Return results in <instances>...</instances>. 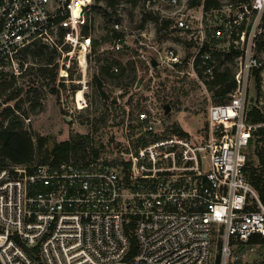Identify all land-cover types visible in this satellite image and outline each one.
Returning <instances> with one entry per match:
<instances>
[{"label":"built area","instance_id":"obj_1","mask_svg":"<svg viewBox=\"0 0 264 264\" xmlns=\"http://www.w3.org/2000/svg\"><path fill=\"white\" fill-rule=\"evenodd\" d=\"M117 1L113 9L107 0H0V70L10 68L22 77L26 49H54L60 59L50 66L57 65V82L82 85L68 95L83 109L87 72L107 49L108 30L116 33L112 50L128 41L119 15L123 0ZM156 1L165 7L159 15L155 9L150 13L197 43L187 63L198 78L215 71L208 33L233 39L241 55L232 99L211 102L206 136L196 139L165 129L166 116L154 107L135 116L127 110L120 122L125 137L108 161L89 155L53 167L0 156V264H264V254L258 261L243 259L246 249L261 245L252 240L264 238V203L246 173L247 149L258 128L247 119L246 84L260 69L264 87V0L238 3L234 13L233 4L225 5L219 10L225 12L222 24L213 29L203 9L196 16L186 2ZM252 13L256 17L247 32ZM106 16L113 18L111 27ZM101 31L105 35L98 37ZM133 34L141 46L139 58L150 67L177 69L185 62L181 47L159 43L151 29ZM70 73L82 77L72 80ZM2 96V107L31 121Z\"/></svg>","mask_w":264,"mask_h":264},{"label":"rangeland","instance_id":"obj_2","mask_svg":"<svg viewBox=\"0 0 264 264\" xmlns=\"http://www.w3.org/2000/svg\"><path fill=\"white\" fill-rule=\"evenodd\" d=\"M181 3L189 4L190 0H180ZM252 1V0H251ZM221 9L225 11V5L233 4V13L239 0H221ZM120 9V20L123 23L124 30L129 35L128 41L120 50H112L111 46L115 36H111L107 40V49L100 55H96L92 65L89 67L88 76V105L81 110L75 107L76 101L68 95L69 90L81 88V84L67 82H56L58 93L51 92V79L49 76L43 75L42 67L50 66V62L56 63L60 59V55L54 49L42 47L43 55L33 56L30 53H24L25 61L28 68L24 71L22 77L17 78V82L13 88L18 86L26 87L35 86L40 88L41 98L39 99V108L32 110L33 102L36 101L35 93H25L23 99L20 97L11 100L14 104L20 99L21 111L25 118H31L27 123L22 116L27 129L34 137L35 156L37 160L44 157L46 150L52 149L57 143L66 141L72 134L89 135L91 137V145L99 152L98 159L108 161L113 159L120 148L119 141L124 139V133L121 130V123L116 124L114 115H120L119 121L126 119V111L132 110L133 116L141 110L149 107L158 109L166 116L165 129L168 131L173 129V125L177 124L189 136L193 138L205 137L208 129V108L213 101L214 92L209 88L207 80L209 78H199L193 73L187 61L197 49V43L181 30L172 26L167 28L162 26V22H155L153 19L146 18L148 16L157 17L150 13L164 8L158 1L153 0H123ZM158 7L159 11L156 10ZM194 15H200L203 7H194ZM116 12V11H115ZM102 13L96 10V18L99 24H102ZM117 14V12H116ZM159 15V14H158ZM207 25L213 29L222 24L225 18V12H210L207 15ZM113 18L110 24L112 25ZM148 28L155 35V39L159 43L167 42L175 44L176 47L182 48V55L185 62L177 69L152 68L140 59L138 41L133 37V31ZM101 31L98 37H103ZM213 31L208 33L211 47L218 50H227L233 39L225 35L220 39L212 36ZM163 41V42H162ZM147 56H156L154 52L147 51ZM224 59V57H222ZM108 63L112 64V71L115 74L110 76L103 73V66ZM117 63H121L122 67ZM213 63L217 66L219 61L217 56L213 58ZM34 67V69L32 68ZM118 67V71L114 69ZM226 67L232 69L234 75L238 71L237 59L234 63L226 62L221 71ZM122 71V72H121ZM4 75H14L10 68L0 70ZM58 77V75H57ZM82 77V73H70V79L77 80ZM98 78L102 84V90L99 91L98 84L95 82ZM3 77L0 75V83ZM9 79V78H8ZM13 88L8 90L13 93ZM247 95L250 98L254 93L253 78L246 84ZM8 93V94H6ZM6 94L7 96H2ZM9 92H1L2 100H6ZM116 100V102H115ZM264 104V87L261 86L259 104ZM2 107V106H1ZM168 107V111L166 108ZM4 108V107H3ZM17 115V114H16ZM122 117L123 119L121 120ZM123 123V122H122ZM44 139V147H40V140ZM261 245H254L244 252L243 259L258 261L263 256L260 248ZM245 257V258H244Z\"/></svg>","mask_w":264,"mask_h":264},{"label":"trees","instance_id":"obj_3","mask_svg":"<svg viewBox=\"0 0 264 264\" xmlns=\"http://www.w3.org/2000/svg\"><path fill=\"white\" fill-rule=\"evenodd\" d=\"M108 4L115 9L118 1L117 0H107ZM134 1V0H133ZM240 3L249 4L251 0H239ZM190 7H203L206 13L218 12L222 7L221 0H190ZM107 17V16H106ZM146 18L153 19L155 22L159 21V17L148 16ZM112 21V16L107 17V23L110 25ZM162 26L167 28L170 26L169 21H163ZM111 36H116V33L110 28L106 35V39ZM236 37V36H235ZM260 42L258 43L257 51L260 53L261 48ZM205 47H209L208 44ZM206 48L204 49V51ZM212 59L217 56L219 64L215 66L214 75L207 80L209 88L214 92L213 101L214 103H227L232 99V94L237 88V81L235 75L229 67H226L224 71H221V67L226 63H234L235 60L241 55V51L238 47H235L234 43L230 44L227 50L211 49ZM25 53H30L33 56L43 55L42 47H29L26 49ZM224 57V59H222ZM23 58L26 57L23 55ZM49 64H52L50 62ZM122 67L121 63H117ZM200 60H196V67L198 68ZM209 65H213L209 60ZM34 69V67H32ZM43 75L49 76L51 79V92L58 93L56 88L57 82V65L42 67ZM121 71V72H122ZM260 69H255L253 72V83H254V93L256 95L250 98L249 110L247 114L248 121L257 125V131L254 133V137L250 141L249 147L247 149V166L246 173L249 182L258 191L262 202L264 203V104L260 107L259 96L261 91V75ZM103 73L110 76L115 74L112 71V64L108 63L103 66ZM3 77L0 83V93L6 92L14 87L17 82V77L11 75V78H4L3 72H0ZM95 82L98 84L99 91L102 90V84L98 78H95ZM13 93L10 92L4 103L11 102L18 98L23 99L25 93H30L35 95L36 101L33 102L32 110L36 111L40 104L39 99L41 98L40 88L35 86H29L27 89L23 86H18L13 88ZM20 99L15 104V109L20 110V103L23 101ZM116 102V100H115ZM0 104V156L3 161H10L15 164H30L36 158L35 153V143L33 135L25 129V124L23 119L19 115H16V111L10 106L1 107ZM120 115H114L115 123L119 124L121 121H117ZM121 120L123 119L120 117ZM173 131L188 135L181 127L177 124L173 125ZM40 140V147H44V139ZM89 155L98 158L99 152L96 148L91 145V137L89 135L72 134L70 138L66 141L57 143L52 149L46 150L44 152V157L39 160L41 163H50L53 167H58L61 163L69 161L71 158L86 159ZM253 243H260L261 251L264 253V238L258 239L254 238ZM134 253V247L133 251Z\"/></svg>","mask_w":264,"mask_h":264},{"label":"bare ground","instance_id":"obj_4","mask_svg":"<svg viewBox=\"0 0 264 264\" xmlns=\"http://www.w3.org/2000/svg\"><path fill=\"white\" fill-rule=\"evenodd\" d=\"M259 7H260V3L257 4L256 10H257ZM256 10H255V11H256ZM255 17H256V16H255V13H252L251 16H250V18H249V21H248L247 32L250 31L251 26H252V23H253ZM202 73H205V71L202 70ZM241 75H242V77H243V75H244V69L242 70ZM241 80H242V79H241ZM77 99H78V101H80V100L82 99V91H80V92L78 93V95H77Z\"/></svg>","mask_w":264,"mask_h":264},{"label":"water","instance_id":"obj_5","mask_svg":"<svg viewBox=\"0 0 264 264\" xmlns=\"http://www.w3.org/2000/svg\"><path fill=\"white\" fill-rule=\"evenodd\" d=\"M152 65L155 67V66H157V61L154 59L153 61H152ZM166 110L168 111V107L166 108Z\"/></svg>","mask_w":264,"mask_h":264}]
</instances>
